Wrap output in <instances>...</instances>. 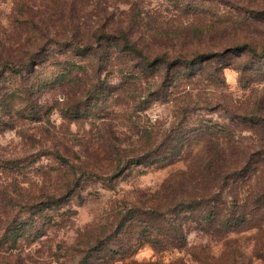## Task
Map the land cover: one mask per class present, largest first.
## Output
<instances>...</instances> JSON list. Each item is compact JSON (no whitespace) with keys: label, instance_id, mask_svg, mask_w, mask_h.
I'll list each match as a JSON object with an SVG mask.
<instances>
[{"label":"rangeland","instance_id":"obj_1","mask_svg":"<svg viewBox=\"0 0 264 264\" xmlns=\"http://www.w3.org/2000/svg\"><path fill=\"white\" fill-rule=\"evenodd\" d=\"M113 26L150 60L193 64L142 71L108 45L71 51ZM245 45L264 49V0H0V57L38 64L0 78V102L12 106L0 110V264H264V221L217 235L176 206L221 196L236 218L263 215L249 196L264 200V58ZM52 63L72 75L53 80ZM182 139L173 165L119 173L117 161L169 154ZM131 212L176 247L141 245Z\"/></svg>","mask_w":264,"mask_h":264},{"label":"trees","instance_id":"obj_2","mask_svg":"<svg viewBox=\"0 0 264 264\" xmlns=\"http://www.w3.org/2000/svg\"><path fill=\"white\" fill-rule=\"evenodd\" d=\"M106 31V32H104ZM104 32V33H103ZM103 33V34H102ZM104 45H108V51L111 50V48L116 49L117 52L120 53H126L130 57H132L135 60L139 61V67L142 69V71H148V69H159L160 67H165L169 68L171 65H185L191 66L193 64V61H188L185 60L184 58H179L178 60L175 61V63L171 64V60L168 57V54H162L157 56L154 60H150L148 56H146L139 48V44L136 41V38L134 34L129 32L126 28L124 27H118V26H113V30H102L101 33H94L92 37L90 38V41L87 44H82L81 42L77 41H71L69 44V47L71 51L75 52L76 56H84L85 54H90V55H99L100 50L104 47ZM243 53L245 54H253L256 57L264 58V49L263 51L258 54V52L252 48L251 45H245L240 48ZM30 53L28 52L26 55H29ZM33 58V57H32ZM31 61H28L27 63H30ZM21 64H16V62H13V60L7 59L0 57V78L4 76V74H7L8 72L11 73L9 76V80L12 79H17L18 74L21 73V70H26V69H31L34 72V65L37 66L38 64H33V66H27L26 64H22V62H19ZM32 64V63H31ZM59 68L54 74H53V80L58 79V80H65L68 77L72 75V69L73 67H67V68H62L61 64H49L47 67H52L54 66ZM82 72L86 71V67L79 66L78 68ZM258 71H261L262 68H258ZM7 81L8 84H12V81ZM57 80V81H58ZM45 82V80L43 81ZM1 83V82H0ZM49 85V82L47 81V86ZM17 92L14 93H8L5 91V94L3 95L4 97L10 96L12 98V95L15 96ZM95 94L94 91H91L89 94L92 95ZM7 94V95H6ZM13 96V97H14ZM11 107L9 105V99H4L2 102H0V110L2 112L11 115ZM76 111L79 110V108H75ZM74 111V109H72ZM71 110V111H72ZM1 125H6L5 123ZM264 127V125H263ZM184 146L183 139L181 142L178 143V145H175L174 147L171 148V151L169 154H153V155H147V156H142L136 159L131 160L128 164H126L124 167H121L122 165V160L117 161V166L120 168L119 173L122 174L124 171L130 167H157V168H165L168 166L173 165L176 161V159L179 156V153L181 152V148ZM262 159L264 158L263 155ZM264 164V161L262 162ZM247 168H244L246 170ZM229 180L230 178L227 175H224L222 177H219V182L220 184L223 183L224 188H227L229 185ZM235 191H237L235 189ZM71 193V192H70ZM69 193V194H70ZM68 194V195H69ZM67 196H64L60 199L56 198H49L47 201L48 207H55L59 206L61 202L66 198ZM70 197V196H69ZM249 197V204L253 205L254 207L257 208V210L262 213V216H253L250 219L244 215L242 217H235V213L233 211H230L229 214L225 213L227 212V205L223 202L221 196H217L213 200H206L204 201V198H198L201 200H189V201H182L180 203H176V206H180L182 208V211L187 210V212L190 214L189 215V220L195 222L198 225V228L202 229L203 232L209 233V231L215 234H222L223 236L229 235L231 233H236L242 230H249L252 228L256 227V219L259 218L260 221H264V200L262 199L261 192L255 191L252 195ZM203 202V203H201ZM204 202H209L207 204H204ZM214 203L211 205V203ZM44 205V204H43ZM166 210L161 211L160 216L165 217L168 214L165 213ZM129 220L128 222L131 223L129 224V227L135 226L136 228H143V230L140 231L139 233V238H145V242L141 243V245H152L155 246V248L160 251L164 250L167 247H172L175 248L176 244H171L167 240H164V235L167 237V235H170L169 232H165V228L163 230L162 226H152L149 224L147 227H142V223L139 224V214H136L134 212H131L129 215ZM126 221H119L118 222V230L119 227L121 226V229H124L126 226ZM10 224H8L9 227ZM128 225V224H127ZM13 227L10 228L9 232V239L15 240L17 242V239L23 228L22 224H15L12 225ZM162 231L163 234H162ZM161 233V234H159ZM117 234V232H116ZM118 235V234H117ZM163 235V236H162ZM182 237L184 236L183 233H181ZM183 239V238H182ZM185 239V236H184ZM102 246H105V244L102 241H99V248ZM1 247V244H0ZM82 264H88V262H82Z\"/></svg>","mask_w":264,"mask_h":264}]
</instances>
